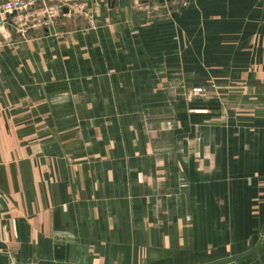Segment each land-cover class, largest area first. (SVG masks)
<instances>
[{
	"label": "crops",
	"instance_id": "obj_1",
	"mask_svg": "<svg viewBox=\"0 0 264 264\" xmlns=\"http://www.w3.org/2000/svg\"><path fill=\"white\" fill-rule=\"evenodd\" d=\"M48 4L0 25V264H201L263 239L264 0Z\"/></svg>",
	"mask_w": 264,
	"mask_h": 264
},
{
	"label": "built area",
	"instance_id": "obj_2",
	"mask_svg": "<svg viewBox=\"0 0 264 264\" xmlns=\"http://www.w3.org/2000/svg\"><path fill=\"white\" fill-rule=\"evenodd\" d=\"M50 0H0V25L2 27L9 26L20 27L27 26L30 22V18L34 12L42 8L50 16ZM22 30V29H21ZM193 93H203L201 86H195L192 88Z\"/></svg>",
	"mask_w": 264,
	"mask_h": 264
},
{
	"label": "water",
	"instance_id": "obj_3",
	"mask_svg": "<svg viewBox=\"0 0 264 264\" xmlns=\"http://www.w3.org/2000/svg\"><path fill=\"white\" fill-rule=\"evenodd\" d=\"M188 104H189L190 108L196 109V110H194V112H192V114L206 115V114H219L220 113L219 112V109L221 107L220 100H190L188 102ZM262 247H264V239L258 240L256 242V244H254L250 248L243 250L241 252H238V253H235V254H232V255H229L226 257L214 259V260L204 262L201 264H222L225 262L238 260L240 258H243V257L259 250Z\"/></svg>",
	"mask_w": 264,
	"mask_h": 264
},
{
	"label": "rangeland",
	"instance_id": "obj_4",
	"mask_svg": "<svg viewBox=\"0 0 264 264\" xmlns=\"http://www.w3.org/2000/svg\"><path fill=\"white\" fill-rule=\"evenodd\" d=\"M11 29H13L14 31H12V34L16 35L17 33H15V27H12ZM264 236V234H263ZM264 239V238H263Z\"/></svg>",
	"mask_w": 264,
	"mask_h": 264
}]
</instances>
